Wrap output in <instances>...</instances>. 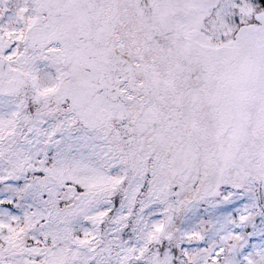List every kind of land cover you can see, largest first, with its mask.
<instances>
[{
  "label": "snow or ice",
  "instance_id": "6c2138e0",
  "mask_svg": "<svg viewBox=\"0 0 264 264\" xmlns=\"http://www.w3.org/2000/svg\"><path fill=\"white\" fill-rule=\"evenodd\" d=\"M0 264H264V0H0Z\"/></svg>",
  "mask_w": 264,
  "mask_h": 264
}]
</instances>
